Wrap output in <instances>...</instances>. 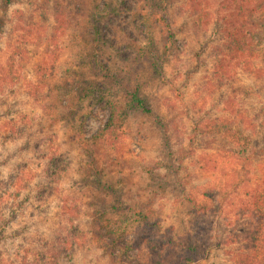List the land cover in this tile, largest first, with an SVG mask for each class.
<instances>
[{"label": "rangeland", "instance_id": "374dc122", "mask_svg": "<svg viewBox=\"0 0 264 264\" xmlns=\"http://www.w3.org/2000/svg\"><path fill=\"white\" fill-rule=\"evenodd\" d=\"M220 2L0 0V264H145L160 234L182 245L167 263L191 243L195 264H232L224 238L252 218L230 202L243 182L264 187V18L230 54ZM84 79L103 90L80 101ZM135 89L150 112L130 105ZM109 102L125 113L114 141L94 137ZM221 198L222 211L192 208Z\"/></svg>", "mask_w": 264, "mask_h": 264}, {"label": "trees", "instance_id": "16d2710c", "mask_svg": "<svg viewBox=\"0 0 264 264\" xmlns=\"http://www.w3.org/2000/svg\"><path fill=\"white\" fill-rule=\"evenodd\" d=\"M5 2H8V0H5ZM158 3L161 9H165L169 3V0H158ZM191 3L192 7H197L196 9L199 10L201 0H191ZM220 4L221 11L217 12V17L215 20H219L220 18L223 23H227V27L230 29L228 34L232 38V42L228 47V51L230 54L233 52L239 54V52H243L244 50V45H241V37L244 36L245 30H242V26H246L248 24L254 26V21H256V19L259 20L264 18V0H221L219 5ZM165 24L166 28L169 30L167 35L168 39H170L172 37V33L170 32L168 23ZM165 47H167V45H165ZM148 52L149 57L151 58L149 59L147 56V59L150 60L152 64H154L153 66L155 67L156 71L161 74V63L159 62L158 58H155L157 57L156 52L150 50H148ZM140 56L143 57V53H141ZM222 60L223 56L220 57L219 63H221ZM96 84L97 83H93L91 80L84 79L80 84L79 89L77 88V91L75 92L77 99L80 101H85L86 97L93 96L96 94V92H101L103 89ZM1 87L3 88V85H0V88ZM64 94H66V91ZM129 102L131 106L133 104L135 108H138L143 112H150V108L146 105L145 100L139 96L138 89H135L133 92H131ZM70 106H72V103ZM108 106L110 107L108 120L104 127L95 133L94 137L99 140L114 141L117 137L116 130L122 124L125 113L113 102H109ZM227 132L228 135L232 137V139H230L232 146L240 145L242 146L241 149H245L249 137L247 138L241 127L238 126L236 128L228 129ZM201 160V166L205 170H210L217 166L214 160L207 155L203 156ZM242 171L246 172L244 164H242V169H240V172L243 174ZM238 184L239 183H236L233 179L230 181V185L234 188H236ZM204 193L213 199V190L208 192L205 191ZM224 193L225 192H223L222 195L223 197L227 195V193H225V195ZM223 200L224 198H221L217 202H196L193 200L192 208L195 209V212L201 213L222 211L221 206ZM230 204L235 205V207H231V210H234L235 216L238 218L249 216L252 218V222L246 231L241 232V230L238 229L233 234L224 238L226 244H233L224 249V251L228 254L229 260L232 264H264V220L260 221L261 216L264 217V187H262L259 182L254 184L243 182V189L241 193L238 195V198L236 200H232ZM137 212L139 214V221L141 224L147 222L149 223V220H147L149 209L137 210ZM260 212L262 215L257 218L255 215H258L257 213ZM100 214H102V212ZM255 218H257V221H255ZM108 232L113 235V240L121 236V230L118 227H111L108 229ZM159 236L160 237L152 239V242L149 243L147 247H143L146 249V252H149L145 264H195L202 254V252H199L200 247L196 248L194 244L189 243L187 246H185V249L189 254L191 253V255L188 254L179 256L172 263H167L164 257L166 251H170L172 253L175 251L174 247L177 245H180L181 247L182 245L174 237L167 236V234H160ZM134 241L135 238L132 237L129 240V243H133ZM59 242L60 241H58V243ZM117 242H119V240ZM62 244L66 245L67 239H65ZM137 245V248H140L139 244ZM63 250H66L64 246L61 247V251Z\"/></svg>", "mask_w": 264, "mask_h": 264}]
</instances>
